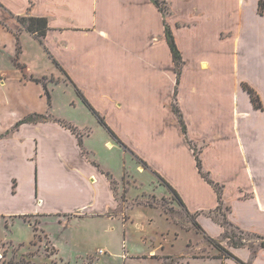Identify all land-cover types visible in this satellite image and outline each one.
I'll list each match as a JSON object with an SVG mask.
<instances>
[{"label":"crops","instance_id":"obj_1","mask_svg":"<svg viewBox=\"0 0 264 264\" xmlns=\"http://www.w3.org/2000/svg\"><path fill=\"white\" fill-rule=\"evenodd\" d=\"M31 1L33 6L29 0H0L12 13V25L6 30L19 39L28 33L19 16L48 19L43 46L52 49L55 45L56 58L68 79L114 132L117 143L79 95L71 100L76 109L84 110L85 121L78 126L41 118L17 126L28 117L43 115L30 113L9 121L0 113V257L2 249L14 243L8 233H16L17 221L29 224L26 227L32 233L35 227L27 217L80 211L104 215L116 209L113 181L125 191L128 160H135L130 153L176 190L208 235L223 240L225 229L207 216L219 206L217 193L199 173L172 109L177 71L165 30L160 32L163 16L158 8L151 0ZM260 1L238 0L231 29H223L232 36L221 39L223 30H219L215 49L191 43L197 40L194 33L201 30L196 16L190 14L192 21L198 20L195 29L174 30L184 59L178 101L188 136L203 145L204 169L224 185L229 222L257 238L228 246L224 256L186 258L184 264H264L259 239L264 237V112L254 108L242 87L249 82L264 89ZM155 26L160 40L146 48L144 40L156 33ZM233 40L234 65L230 67L224 64L223 43ZM18 48L17 57L8 56L6 47L0 48V87L6 88L10 74H20L23 90L31 83L25 78L34 80L24 71L27 65L18 61L23 47ZM197 49L202 54L195 60L201 64L185 63L186 56L196 54ZM113 165L124 171L123 182L116 180ZM16 239L26 244L29 237Z\"/></svg>","mask_w":264,"mask_h":264},{"label":"rangeland","instance_id":"obj_2","mask_svg":"<svg viewBox=\"0 0 264 264\" xmlns=\"http://www.w3.org/2000/svg\"><path fill=\"white\" fill-rule=\"evenodd\" d=\"M29 1L33 6V2ZM166 1L172 18L169 21L168 17L162 14L164 19L161 17L163 27L160 32L165 30V23L173 33L176 29L179 31L185 29L183 26L195 29L198 20L192 21L191 14L200 19L201 29L198 33H194L197 40L191 43L194 46L203 44V48L210 50L217 47L215 40L217 32L231 29L233 12L237 9L238 3V0H191L192 2L185 0V2L190 1L186 3L184 0ZM260 14H264V11ZM9 15H12L10 10L0 2V18L4 20L8 18L5 22L0 20V48L6 47L8 56L17 57V48L23 47V53L19 54L18 61L27 65L24 71L25 73L29 71L34 80L25 78L31 83L23 90V87L20 88L22 84L20 74L6 75L9 79L6 88L0 87V113L8 116L9 121L15 117L38 113L51 121L78 126L77 123L85 121L82 118L84 110L76 109L71 104V100L79 96L76 86L68 79L56 58L55 45L52 47L53 50L45 49L43 46L45 44L42 45L29 32L17 39L13 33L6 30V27L12 25L9 22V18L11 19ZM20 18L29 17L19 16V23ZM156 29L155 26V32L158 31ZM157 34V32L153 33L149 40H144L146 48L158 43L160 39ZM231 36L232 32L228 30L221 32V39L227 40ZM54 43L52 41V44ZM234 49V40L223 43L226 66L234 65ZM198 54L201 55L202 51L198 50L196 54L187 55L185 63L201 64L195 60L200 57ZM161 56L163 61V52ZM139 57L145 64L150 63L147 57ZM205 58L203 56V59ZM2 64H5L4 61ZM24 77L23 75L22 78ZM242 87L247 93L252 91L258 100L257 107L253 104L254 108L258 112H264V89L256 88L249 82H243ZM248 95L250 96L249 93ZM76 135L82 141L78 132ZM188 138L189 136L186 140L193 152L194 148L203 149V145L196 141H193L196 146L193 148L189 142L192 140ZM113 140L117 141L114 137ZM131 157L135 160L133 162L128 160L125 191H120L113 181L112 187L118 201L116 209L104 215L80 211L43 218L27 217L26 219L36 228H32V231L34 230L32 233L26 227L29 224H25L20 219L21 221L16 222V233L12 235L11 232L8 233V238L14 243L13 246L6 245L2 249L0 264H184L186 258L224 256L228 246L257 241L255 236L243 234L229 224L223 227L225 233L220 242L205 231L204 233L199 231L196 227V224H199L197 216L192 215L186 207H182L174 199L165 181L150 168L145 167L132 153H130ZM98 158L103 160V157L98 156ZM111 168L114 170L116 180L123 182L122 168L118 169L114 165ZM226 207L224 204L222 212L207 216L212 220H214L212 216L215 217L217 221H214L221 226L224 218L228 219L229 211ZM17 237L23 239L29 237V239L26 244H19ZM31 239L34 241L31 242ZM212 241L216 242V245L219 244V247H216Z\"/></svg>","mask_w":264,"mask_h":264},{"label":"trees","instance_id":"obj_3","mask_svg":"<svg viewBox=\"0 0 264 264\" xmlns=\"http://www.w3.org/2000/svg\"><path fill=\"white\" fill-rule=\"evenodd\" d=\"M151 2L159 9L160 12H162L164 17H166V16L168 17L169 15H171V10H170L169 4L167 3L166 0H151ZM259 10H260V12L264 11V2H262V1H260ZM20 23L26 28V30L29 33L33 34L41 42L42 45L44 44V39L46 38L47 33L49 31L48 19L47 18H35V17L20 18ZM165 36H166L167 43H168V45L170 47V50H171V53H172V57H173V61L175 63L176 71H177V89H176V92H175L174 100L172 102V109H173L174 113L176 114V116H177V118L179 120V123L181 125L183 133L185 134L186 137H188V127H187L186 121L184 119V114H183V112H182V110H181V108L179 106V101H178V87H179L180 82H181V75H182V70H183V66H184V59H183V55H182V53H181V51L178 48V45L176 43V40H175V37H174V33H173L172 29L166 23H165ZM56 64L59 65L57 62H56ZM244 89L247 91L245 86H244ZM77 92H78V95L83 99V101L86 104V106L95 115L98 116V119H99L100 123L108 129V131L111 133V135L114 138L117 139V136L114 134V132L106 125L104 120L99 117V114L88 103V101L84 98V96L81 94V92L78 89H77ZM248 93L251 96V100H252L254 106L257 107V105H258L257 101L258 100H256V98L253 95L252 91H248ZM38 118L39 119L41 118L42 120L47 119L46 117H43V116H40V115H33V116L28 117V118L22 120L21 122H19L17 126H19L21 124H24V123H28V122H36ZM72 131L75 133V130L72 129ZM188 140H189V138H188ZM189 142H190V145H192L193 148H194L195 143L193 141H190V140H189ZM201 153H202V148L200 150H197L196 148H194V154H195V159H196V163H197V167H198L199 173L205 179V181L214 188V190L216 191L217 196H218L219 206L214 211H211L210 213H208V214L211 215V214H214L216 212H222L223 211V205L225 204L224 203V197H223L224 196V185H221L220 183L216 182L212 178L211 173L204 169L202 158H201ZM139 161L145 167H147V164L143 160L139 159ZM165 184L169 187L174 199L182 207H185V204H184L183 200L180 198V196L176 192V190H174L168 183L165 182ZM226 209L228 211H230V207H226ZM212 218L214 220H216L215 217L212 216ZM195 223H197V222H195ZM227 224H229L230 226H233L229 222V220L225 217L224 218V223L221 224V226L225 227V225H227ZM196 227H197V229H199V231L204 233L203 228L199 224H196ZM246 235H249V234H246ZM259 239H262V246L264 247V237H259ZM212 242L214 243V241H212ZM214 244L216 245V242ZM216 247H219V244H217ZM226 253H228V252L226 251Z\"/></svg>","mask_w":264,"mask_h":264}]
</instances>
